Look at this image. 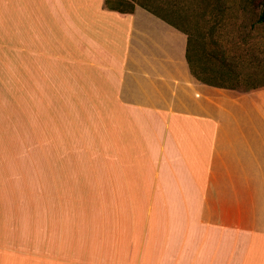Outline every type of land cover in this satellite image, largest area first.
Wrapping results in <instances>:
<instances>
[{"label": "crops", "instance_id": "crops-1", "mask_svg": "<svg viewBox=\"0 0 264 264\" xmlns=\"http://www.w3.org/2000/svg\"><path fill=\"white\" fill-rule=\"evenodd\" d=\"M189 46L140 5L0 0L6 119L8 89L59 86L101 157L38 163L2 118L0 264H264V87L199 80Z\"/></svg>", "mask_w": 264, "mask_h": 264}, {"label": "rangeland", "instance_id": "rangeland-1", "mask_svg": "<svg viewBox=\"0 0 264 264\" xmlns=\"http://www.w3.org/2000/svg\"><path fill=\"white\" fill-rule=\"evenodd\" d=\"M259 2L260 0H106L109 7L122 11H130L136 5L148 8L186 31L191 40V63L202 77L205 73L213 77L212 71L220 68L219 59L226 52L233 59L234 65L243 71V78L238 81L217 76L214 83L239 91H248L255 84H264V80H245L248 73L264 69V23H260ZM8 90L18 103L9 106L17 107L16 115L20 119H12L10 122L6 117H14L15 113L0 109V126H4L1 123L4 117L5 127L15 126L21 131L19 136L14 135L15 141L20 139L29 144V121L25 118L30 120L31 130H34L30 146L36 148L35 152H31L30 159L41 163L48 157L56 159L61 154H69L70 159L75 158V154L76 158L78 154L84 159H94L95 156L101 158L99 151L95 155L92 150L95 142L90 115L88 117L85 110L91 105L72 103L76 98L67 96L59 86L46 90L35 89V93L22 88L20 92L15 88ZM97 143L99 147L100 140ZM47 148H50L49 152L46 151ZM26 153L27 151H21L22 156ZM24 159L28 157L25 155Z\"/></svg>", "mask_w": 264, "mask_h": 264}, {"label": "trees", "instance_id": "trees-1", "mask_svg": "<svg viewBox=\"0 0 264 264\" xmlns=\"http://www.w3.org/2000/svg\"><path fill=\"white\" fill-rule=\"evenodd\" d=\"M258 7L261 8L260 23H264V0H260V2L258 3ZM148 10H150V9H148ZM150 11H152V10H150ZM152 12H154L155 14H157L155 11H152ZM158 15H160V14H158ZM163 18L166 19V20H168L174 26H177L176 24H174L173 22H171L168 18H166V17H163ZM189 53H190V46H189V50H188V58L190 60ZM226 54H227L226 52L225 53L223 52L222 57L219 59V61L221 63L220 68H218L216 70H213V71L210 70V71L213 72V77L212 78L210 77L212 75H209V74H207L205 72H204L205 73V76H203V77L201 76V74H198L197 71L193 68V65H192L191 60H190V65L192 66V73L199 80H201V81H203L205 83H208V84H211V85H214V86H219V87H224V88L232 89V87L217 85V84L214 83V80L217 78V76H219V78H222V79L233 78V79L238 80V81H241L242 78H243V74H242L243 71L241 72L238 69V66L236 67L234 65L235 63L233 62V59L230 58L229 55H226ZM245 80L248 81V82H251V81H262V80H264V69H259V70L254 71L253 73H248L247 75H245ZM261 87H264V84H255L254 86L250 87V89H248V91L251 90V89L253 90V89H257V88H261Z\"/></svg>", "mask_w": 264, "mask_h": 264}, {"label": "bare ground", "instance_id": "bare-ground-1", "mask_svg": "<svg viewBox=\"0 0 264 264\" xmlns=\"http://www.w3.org/2000/svg\"><path fill=\"white\" fill-rule=\"evenodd\" d=\"M195 239V238H194ZM235 256V255H234ZM235 260V259H234Z\"/></svg>", "mask_w": 264, "mask_h": 264}]
</instances>
